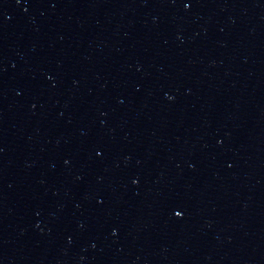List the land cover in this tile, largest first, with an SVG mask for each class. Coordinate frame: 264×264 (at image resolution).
Masks as SVG:
<instances>
[{
    "label": "water",
    "instance_id": "95a60500",
    "mask_svg": "<svg viewBox=\"0 0 264 264\" xmlns=\"http://www.w3.org/2000/svg\"><path fill=\"white\" fill-rule=\"evenodd\" d=\"M0 264H264V0H0Z\"/></svg>",
    "mask_w": 264,
    "mask_h": 264
}]
</instances>
